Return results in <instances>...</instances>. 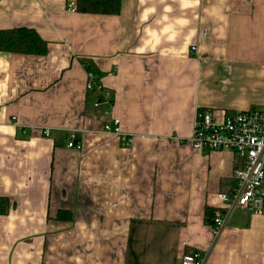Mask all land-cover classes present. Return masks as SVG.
<instances>
[{"label":"crops","instance_id":"1","mask_svg":"<svg viewBox=\"0 0 264 264\" xmlns=\"http://www.w3.org/2000/svg\"><path fill=\"white\" fill-rule=\"evenodd\" d=\"M72 5L0 0V29L34 28L49 46L0 51V196L12 203L0 264H181L191 251L264 264V209L236 207L217 239L207 216L238 157L190 142L199 109L264 108V0ZM113 118L129 145L103 130Z\"/></svg>","mask_w":264,"mask_h":264},{"label":"built area","instance_id":"2","mask_svg":"<svg viewBox=\"0 0 264 264\" xmlns=\"http://www.w3.org/2000/svg\"><path fill=\"white\" fill-rule=\"evenodd\" d=\"M72 11L76 5L70 6ZM195 49V47H193ZM94 80L91 77L89 88ZM103 130L119 135L124 145L132 137L120 128V119L113 118L103 124ZM50 136L49 129L44 130ZM190 142L198 150H230L239 160L234 171V187L230 192H219L223 206L215 210L212 232L217 239L230 214L236 207L252 211L264 209V108H249L223 112L212 107L199 109L194 118ZM69 146L79 147L75 134L69 135ZM207 254L191 251L181 258V264H205Z\"/></svg>","mask_w":264,"mask_h":264},{"label":"trees","instance_id":"3","mask_svg":"<svg viewBox=\"0 0 264 264\" xmlns=\"http://www.w3.org/2000/svg\"><path fill=\"white\" fill-rule=\"evenodd\" d=\"M77 9L84 13L119 14L122 0H76ZM48 41L45 40L34 28L17 27L0 29V51L44 55L48 51ZM11 199L0 196V215L8 213ZM207 209V216H213ZM59 219L71 220L68 210H60Z\"/></svg>","mask_w":264,"mask_h":264},{"label":"rangeland","instance_id":"4","mask_svg":"<svg viewBox=\"0 0 264 264\" xmlns=\"http://www.w3.org/2000/svg\"><path fill=\"white\" fill-rule=\"evenodd\" d=\"M258 109H262V108H258ZM109 121V120H108Z\"/></svg>","mask_w":264,"mask_h":264}]
</instances>
